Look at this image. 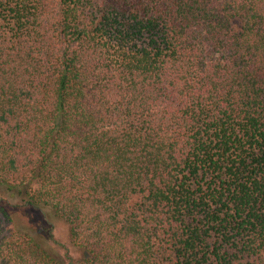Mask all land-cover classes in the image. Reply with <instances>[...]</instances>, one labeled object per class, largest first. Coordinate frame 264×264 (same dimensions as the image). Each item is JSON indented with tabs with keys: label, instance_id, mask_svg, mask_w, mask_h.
Returning <instances> with one entry per match:
<instances>
[{
	"label": "trees",
	"instance_id": "16d2710c",
	"mask_svg": "<svg viewBox=\"0 0 264 264\" xmlns=\"http://www.w3.org/2000/svg\"><path fill=\"white\" fill-rule=\"evenodd\" d=\"M0 264H264V0H0Z\"/></svg>",
	"mask_w": 264,
	"mask_h": 264
},
{
	"label": "rangeland",
	"instance_id": "374dc122",
	"mask_svg": "<svg viewBox=\"0 0 264 264\" xmlns=\"http://www.w3.org/2000/svg\"><path fill=\"white\" fill-rule=\"evenodd\" d=\"M39 213L36 211H31V210H21L16 213L17 219L24 224L27 223H37L38 218H39ZM57 226L54 227V238L59 239L61 241L66 240V227L62 223H57Z\"/></svg>",
	"mask_w": 264,
	"mask_h": 264
}]
</instances>
